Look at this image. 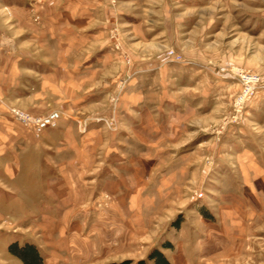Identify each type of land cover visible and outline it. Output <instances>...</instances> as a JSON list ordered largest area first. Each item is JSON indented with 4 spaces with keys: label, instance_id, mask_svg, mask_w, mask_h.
Wrapping results in <instances>:
<instances>
[{
    "label": "crops",
    "instance_id": "crops-1",
    "mask_svg": "<svg viewBox=\"0 0 264 264\" xmlns=\"http://www.w3.org/2000/svg\"><path fill=\"white\" fill-rule=\"evenodd\" d=\"M107 9L104 0H0V212H23L21 225L32 236L18 239L34 245L42 264L146 259L152 248L169 264H223L247 242L245 214L253 220L258 212H209L211 219L196 212V225L169 229V244L163 231L154 243L162 221L154 215L152 179L125 144L130 134L93 123L78 128L105 104L108 54L86 48L110 22ZM136 81L122 97L123 117L119 110L125 131L136 123ZM8 106L61 115L36 138L10 118Z\"/></svg>",
    "mask_w": 264,
    "mask_h": 264
},
{
    "label": "rangeland",
    "instance_id": "rangeland-1",
    "mask_svg": "<svg viewBox=\"0 0 264 264\" xmlns=\"http://www.w3.org/2000/svg\"><path fill=\"white\" fill-rule=\"evenodd\" d=\"M104 2L111 20L86 52L108 54L105 104L81 118L78 128L84 132L93 123L130 134L125 144L152 179L154 215L162 221L154 243L163 231L169 244V229L196 225V212L205 219L212 218L209 212H258L253 220L245 214L247 242L222 262L264 264V0ZM134 79L136 123L125 131L119 112L123 117L122 97ZM12 109L37 119L58 112L8 106L15 122ZM22 127L36 138L41 134ZM22 213L0 212V264H22L9 250L27 243L19 234L32 236L31 226L21 225ZM125 260L136 261L109 263Z\"/></svg>",
    "mask_w": 264,
    "mask_h": 264
},
{
    "label": "trees",
    "instance_id": "trees-1",
    "mask_svg": "<svg viewBox=\"0 0 264 264\" xmlns=\"http://www.w3.org/2000/svg\"><path fill=\"white\" fill-rule=\"evenodd\" d=\"M9 250L12 254L16 255L22 262V264H42V260L38 251L32 244L25 243L18 246L16 243L9 245ZM130 261H122L117 264H131ZM169 264L163 254L156 248H152L146 259H138L132 264ZM114 264V263H109Z\"/></svg>",
    "mask_w": 264,
    "mask_h": 264
},
{
    "label": "built area",
    "instance_id": "built-area-1",
    "mask_svg": "<svg viewBox=\"0 0 264 264\" xmlns=\"http://www.w3.org/2000/svg\"><path fill=\"white\" fill-rule=\"evenodd\" d=\"M252 79L254 78L249 76V80ZM11 113L14 119L22 126L28 128L33 126L36 135L40 134L43 130L54 126L59 119L58 112H50L46 117L38 119L16 109H12Z\"/></svg>",
    "mask_w": 264,
    "mask_h": 264
}]
</instances>
